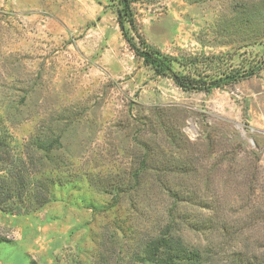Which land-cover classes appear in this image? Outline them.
<instances>
[{"label": "rangeland", "instance_id": "rangeland-1", "mask_svg": "<svg viewBox=\"0 0 264 264\" xmlns=\"http://www.w3.org/2000/svg\"><path fill=\"white\" fill-rule=\"evenodd\" d=\"M118 10L0 0V177L49 190L0 208V264H149L173 208L213 264H264V0L134 3L138 32L176 70L220 79L211 91L148 65Z\"/></svg>", "mask_w": 264, "mask_h": 264}, {"label": "trees", "instance_id": "trees-1", "mask_svg": "<svg viewBox=\"0 0 264 264\" xmlns=\"http://www.w3.org/2000/svg\"><path fill=\"white\" fill-rule=\"evenodd\" d=\"M119 4L118 19L124 38L133 48L138 56L158 73L167 75L174 83L184 90L211 91L214 87L220 85V79H206L190 73H182L173 67L172 55L163 52L160 48L150 43L144 36L138 32L137 20L134 13V3L137 0H117ZM130 30L136 31L137 36L130 33ZM254 73L253 71L251 74ZM233 82H237L242 78L239 73L229 74ZM163 173H171L182 171L177 166L169 165L164 169L158 168ZM184 171V170H183ZM29 176V175H28ZM11 178V179H10ZM34 179V180H33ZM30 177L19 173L17 176L12 174L8 178L0 177V208L10 213L29 212L35 201L38 200L39 206L46 204V194L49 192L48 186H42L35 183V177ZM53 185H57L51 180ZM169 189V188H168ZM40 196L42 192V200L34 197ZM176 193V192H175ZM179 198L178 192L175 194ZM45 199V200H44ZM176 208L170 209L167 213L169 219L165 220L164 228L157 234L151 236L146 242L138 260L149 264H213L208 256L200 247L192 246L185 242L182 235H177L176 223L177 217L173 215ZM186 216H182V220H186ZM177 220V221H176Z\"/></svg>", "mask_w": 264, "mask_h": 264}]
</instances>
